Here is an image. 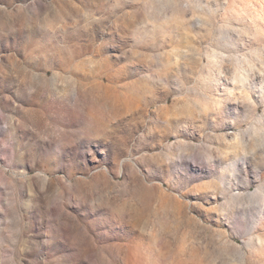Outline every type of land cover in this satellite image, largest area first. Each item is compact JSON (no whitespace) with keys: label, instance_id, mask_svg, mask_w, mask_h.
<instances>
[{"label":"rangeland","instance_id":"1","mask_svg":"<svg viewBox=\"0 0 264 264\" xmlns=\"http://www.w3.org/2000/svg\"><path fill=\"white\" fill-rule=\"evenodd\" d=\"M0 264H264V0H0Z\"/></svg>","mask_w":264,"mask_h":264}]
</instances>
